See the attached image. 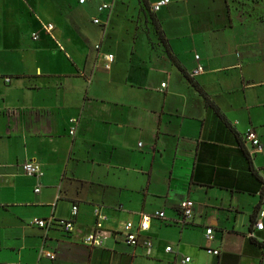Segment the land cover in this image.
<instances>
[{"label": "crops", "instance_id": "1", "mask_svg": "<svg viewBox=\"0 0 264 264\" xmlns=\"http://www.w3.org/2000/svg\"><path fill=\"white\" fill-rule=\"evenodd\" d=\"M137 1L125 75L117 57L105 67L103 43L88 50L73 15L109 12L107 31L115 0H15L19 14L0 13V264H264V1L252 14L231 12L232 0H171L155 12L182 68L204 66L194 82ZM253 128L262 151L246 140ZM29 160L44 169L39 192ZM187 198L195 212L184 222ZM98 208L108 239L94 247L85 238ZM145 215L151 253L124 232ZM39 217L75 225L47 231Z\"/></svg>", "mask_w": 264, "mask_h": 264}, {"label": "built area", "instance_id": "2", "mask_svg": "<svg viewBox=\"0 0 264 264\" xmlns=\"http://www.w3.org/2000/svg\"><path fill=\"white\" fill-rule=\"evenodd\" d=\"M86 0H81V2H85ZM171 0H158L152 5V10L154 12L159 11L163 6L169 4ZM112 4L111 3H103L100 5L99 9L100 10H106V9H111ZM94 22L99 24L101 23V20L99 18H95ZM43 28L49 32L54 28L53 23H47L43 25ZM35 39L39 37L38 34L34 35ZM97 48H101V45H97ZM105 57V67L107 69H110L115 61V54L114 53H106L104 55ZM197 59H200V55L196 56ZM204 66L199 64L192 72V76H196L204 71ZM163 86H166V83H163ZM73 122H76L77 119H72ZM74 132V131H73ZM246 140L250 141L253 146L257 149V151H262L263 150V144L262 141L259 137V134L257 133L256 129H250L248 133L246 134ZM24 172L29 175V176H34L39 180V184L36 188V191L39 192L41 191L42 184L40 182L41 177L44 175V169L42 165L36 161H26L23 165ZM180 210L183 216V221L185 222L186 219L193 217L194 212H195V201L193 199L187 198L181 201L180 203ZM79 207L78 205L74 206V215L78 214ZM97 216V223H96V229L91 232L87 237L85 238V243L90 246L94 247H101L105 244V241L108 239V236L104 234L105 232V227H104V221L107 219V216L103 214L100 210V208L96 209L95 212ZM156 216L165 218L166 217V212L165 211H158L156 213ZM261 216H264V210L261 211ZM151 219L152 217L149 215H145L138 227L135 226V223L133 221H128L125 225L124 232L126 234V241L130 245H144L148 253H151L152 248H153V240L151 237H145L141 238V233L145 232L150 229L151 225ZM33 223L35 225H38L47 231L52 229L55 226H60L62 227L65 231H71L74 228L75 222L73 220H66V219H56L54 217L51 218H36L34 219ZM257 227L259 229L264 228V222L260 220L257 223ZM214 229L212 227L207 228L206 232V237L207 238H213L214 237ZM168 251H171L173 248L172 246L167 247ZM208 251L210 253H213L215 255L220 254L219 249H213V248H208ZM43 254L48 256L51 259H54L56 257V254L54 251H46L43 250ZM191 257H187L185 262H190Z\"/></svg>", "mask_w": 264, "mask_h": 264}, {"label": "rangeland", "instance_id": "3", "mask_svg": "<svg viewBox=\"0 0 264 264\" xmlns=\"http://www.w3.org/2000/svg\"><path fill=\"white\" fill-rule=\"evenodd\" d=\"M174 2H179L181 0H173ZM231 0H229L230 2ZM250 1V0H249ZM247 0H232V3L229 4V10L231 12L236 11L239 14H252L256 13L257 7H260L262 3L260 0H257L258 4L251 5ZM264 1V0H263ZM129 3L124 2L123 0H115V8L110 19L109 26L107 31H105V25L108 21L109 12H100L98 9H94L93 11H86L84 8L76 7L73 11V15L80 21L82 25V31L84 36L86 37V43L88 50H91V53L97 52V45H101L103 43V48L105 51H110L115 54L117 57V62L120 61L122 65V70L124 71V75L126 74L129 58L133 49V40H132V20L129 17V13H131L134 7L139 5L137 0L134 1V4L131 5V10L129 8ZM4 10V11H3ZM11 11H18L16 7L15 0H0V13L2 14V19L7 20V14ZM17 12V14H19ZM264 12V11H262ZM147 18H151V11L148 10ZM149 15V17H148ZM26 15H24L25 17ZM95 18H99L102 21V24H96L94 22ZM66 27V25H65ZM106 32V33H105ZM39 31H34L33 36L38 34ZM32 39V35H30L29 40ZM62 45H64V49L70 51V47L68 45V40H62ZM81 46V45H80ZM82 47V46H81ZM63 53L65 51H62ZM81 59L85 61L86 54L82 55ZM55 62L60 64L61 59L57 55L55 57ZM91 62H89L90 65ZM93 63V62H92ZM122 74L121 71H119Z\"/></svg>", "mask_w": 264, "mask_h": 264}, {"label": "trees", "instance_id": "4", "mask_svg": "<svg viewBox=\"0 0 264 264\" xmlns=\"http://www.w3.org/2000/svg\"><path fill=\"white\" fill-rule=\"evenodd\" d=\"M145 4V6L147 7V9H149L151 11V18L153 20V23L155 24V28L160 36V39L162 41V43L164 44V46L166 47L167 52L169 53V55L172 57L173 61L178 64L181 68L182 66L180 65V61L177 58V56L174 54L173 49L171 48L169 39L167 38L164 30L162 29V26L159 22V20L157 19L156 13L152 10V6L150 5V3L148 2V0H142ZM182 70L184 72L185 69L182 68ZM187 73V72H186ZM187 77L194 82L193 76L187 73ZM199 87V86H198ZM203 93L204 91L202 89H200ZM205 94V93H204ZM206 98H207V102L209 106L215 107L216 105L214 104V102L205 94Z\"/></svg>", "mask_w": 264, "mask_h": 264}]
</instances>
